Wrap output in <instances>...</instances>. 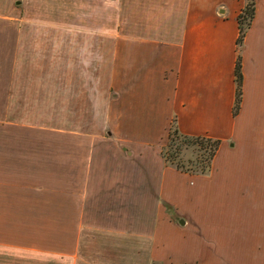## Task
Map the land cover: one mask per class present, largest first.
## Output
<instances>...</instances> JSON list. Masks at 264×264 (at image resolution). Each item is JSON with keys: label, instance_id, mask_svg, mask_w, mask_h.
I'll return each instance as SVG.
<instances>
[{"label": "crops", "instance_id": "obj_1", "mask_svg": "<svg viewBox=\"0 0 264 264\" xmlns=\"http://www.w3.org/2000/svg\"><path fill=\"white\" fill-rule=\"evenodd\" d=\"M247 1L0 0V264H264V0L233 112ZM173 120L220 140L207 174L165 162Z\"/></svg>", "mask_w": 264, "mask_h": 264}, {"label": "trees", "instance_id": "obj_2", "mask_svg": "<svg viewBox=\"0 0 264 264\" xmlns=\"http://www.w3.org/2000/svg\"><path fill=\"white\" fill-rule=\"evenodd\" d=\"M255 15V2L248 0L237 16L239 34L237 38L238 56L235 65L236 98L233 112L237 113L241 100V56L240 50L247 29ZM220 145V140L209 136H193L181 133L174 120L168 132L166 144L162 148V157L169 165L190 174H207L211 162ZM193 147L194 157L184 158L183 150ZM197 153V154H196ZM197 155V156H196Z\"/></svg>", "mask_w": 264, "mask_h": 264}, {"label": "rangeland", "instance_id": "obj_3", "mask_svg": "<svg viewBox=\"0 0 264 264\" xmlns=\"http://www.w3.org/2000/svg\"><path fill=\"white\" fill-rule=\"evenodd\" d=\"M74 8H72V11H73V16H74V18L76 17V18H79L80 17V15H81V12L83 11V10H85V8H82V4L80 3V2H76V1H74ZM45 8H47L48 9V7L47 6H45ZM64 11H65V8H64V4H62L61 5V9L60 10H57V12H56V16L55 17H57L58 19H60V20H63L65 17H64ZM44 13H45V15H43V17L44 18H47L48 17V10H46V11H44ZM54 13L55 12H53L52 13V15L53 16H51L52 18H54ZM76 15V16H75ZM42 131H44V130H47V131H49L48 129H41ZM167 142V141H166ZM166 142H165V144H166ZM164 144V145H165ZM193 147H189L188 149H184L183 150V154L182 155H184V158H189V157H194L195 156V153L193 152ZM197 154V153H196ZM197 156V155H196Z\"/></svg>", "mask_w": 264, "mask_h": 264}]
</instances>
